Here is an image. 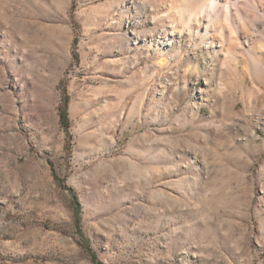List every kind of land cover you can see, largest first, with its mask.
I'll return each mask as SVG.
<instances>
[{"label":"rangeland","instance_id":"374dc122","mask_svg":"<svg viewBox=\"0 0 264 264\" xmlns=\"http://www.w3.org/2000/svg\"><path fill=\"white\" fill-rule=\"evenodd\" d=\"M225 5L0 0V264H264V2Z\"/></svg>","mask_w":264,"mask_h":264},{"label":"bare ground","instance_id":"6f19581e","mask_svg":"<svg viewBox=\"0 0 264 264\" xmlns=\"http://www.w3.org/2000/svg\"><path fill=\"white\" fill-rule=\"evenodd\" d=\"M263 2H264V0H250V2L249 1H244V0L243 1H241V0H235V1L226 0L225 9H223L220 12V14L225 17V21L227 23H225L224 25L218 24V29H221V31H223L227 27V25L230 22H232V20H233L232 16H235V18H237L239 16V12L241 14H245V15H247V14L252 15V12H254L255 3H258V4L261 3V5H262ZM234 6H237V8H236V10H234V13H232V11L234 9L233 8ZM217 11H218V8L216 7L215 3L209 4V8L206 9V10H203V13H205V15L208 16V20H207L208 24L205 25L206 33L209 32L208 27L211 24H215V22H216L215 16L217 15ZM203 16H204V14L201 15V16H197L196 22L197 23H201Z\"/></svg>","mask_w":264,"mask_h":264},{"label":"trees","instance_id":"16d2710c","mask_svg":"<svg viewBox=\"0 0 264 264\" xmlns=\"http://www.w3.org/2000/svg\"><path fill=\"white\" fill-rule=\"evenodd\" d=\"M68 102H69V98L66 97L64 99V104L59 107L60 123L65 128H69L70 127V118H69V113H68V109H67ZM54 176L57 179V181H60V178L58 177V175L56 173H54ZM77 204L79 205V203H77ZM85 245H87V244H85ZM91 258H92L94 263L99 264V262L97 261L98 257H97V255L95 253L91 254Z\"/></svg>","mask_w":264,"mask_h":264}]
</instances>
